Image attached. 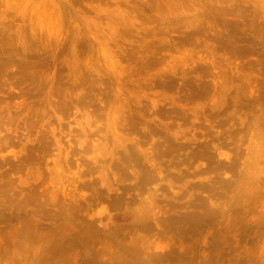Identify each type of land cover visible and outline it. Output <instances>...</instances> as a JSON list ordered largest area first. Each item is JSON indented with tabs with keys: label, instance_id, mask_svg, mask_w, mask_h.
Listing matches in <instances>:
<instances>
[{
	"label": "rangeland",
	"instance_id": "374dc122",
	"mask_svg": "<svg viewBox=\"0 0 264 264\" xmlns=\"http://www.w3.org/2000/svg\"><path fill=\"white\" fill-rule=\"evenodd\" d=\"M0 264H264V0H0Z\"/></svg>",
	"mask_w": 264,
	"mask_h": 264
}]
</instances>
